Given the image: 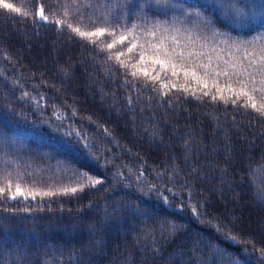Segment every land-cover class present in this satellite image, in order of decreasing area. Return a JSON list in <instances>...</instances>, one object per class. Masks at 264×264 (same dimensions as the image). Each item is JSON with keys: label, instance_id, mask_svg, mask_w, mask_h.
Segmentation results:
<instances>
[{"label": "trees", "instance_id": "trees-1", "mask_svg": "<svg viewBox=\"0 0 264 264\" xmlns=\"http://www.w3.org/2000/svg\"><path fill=\"white\" fill-rule=\"evenodd\" d=\"M6 2L21 12L0 9V264H264V117L240 83L264 103L257 0L211 28L185 13L217 17L214 0ZM84 171L102 182L65 192Z\"/></svg>", "mask_w": 264, "mask_h": 264}, {"label": "snow or ice", "instance_id": "snow-or-ice-1", "mask_svg": "<svg viewBox=\"0 0 264 264\" xmlns=\"http://www.w3.org/2000/svg\"><path fill=\"white\" fill-rule=\"evenodd\" d=\"M181 2L183 3L184 0H181ZM73 3H75V0H73ZM125 7H128V6L126 5ZM136 7H137L136 3H132L131 6L128 7V16L129 17L131 16V9L136 8ZM202 7L203 6L194 5V4L188 5V8L190 9V11L186 12L185 14L188 16L196 15L197 18L202 19V22L205 23V25L210 27V28L215 27L217 24H220L222 27H228L229 24L233 22V20L231 18L243 17V15H244L243 12H241L239 9L236 8L235 0H214L213 7H215L217 9V11L220 13V15L217 17H211L209 15H206L205 12L201 11ZM245 7H247V5H245ZM253 7L259 8L261 10V13L264 14V0H257V2L253 5ZM0 9L7 10L9 13L19 14L21 12V9L19 7H15L13 5V3L6 2V0H0ZM225 9H227V11H225ZM65 14L67 15V9L65 10ZM36 16L41 20L48 21V16L45 15L43 7H41L37 11ZM55 23L57 24V26H60L62 21L57 20V21H55ZM67 27L70 28L72 30V32L78 34L81 38H83V37H89V38L97 37V38H99V37H104V36H111V37L116 36V31L114 28L112 31H109L108 28H106V27H99V28H96L95 31L84 32V31H81L79 27H73L71 23H68ZM222 35H227V34L222 33ZM261 35H264V34H261ZM91 42L96 43L95 40H92ZM126 42H128V37L126 35H121L119 37V43L126 45V49H127L128 53H133V49L136 47V45L130 44V42L129 43H126ZM116 43H117V41L115 39H113V42L107 43L106 48L108 50H112L115 47ZM103 50L104 49L101 48V51H103ZM123 55H124L123 51L117 52V53H115V59H116L117 63L119 64V66L128 69L129 65L120 59V57ZM112 58H113V56L110 54L108 59L111 60ZM140 59L141 60L144 59L143 53H140ZM156 63H161V61L157 60ZM253 64H255V61H253ZM127 74L132 75L136 79H139V77L137 76V73L135 71H130ZM261 74L264 75V70H262ZM144 76L148 77V73L144 72ZM250 82L253 85V87L251 88V91L253 93H256V92L264 93V79H262L260 81V86H258V87L256 86V79L254 76L251 78ZM240 83L242 85V95L247 96L248 100L252 101V103L250 105L251 108L253 110H255L256 112H258L261 115V117H264V103L257 106V103L255 102V97L252 95H249V92L247 91V89L249 88V84L244 83L243 81H241ZM207 94L208 93H205V95H207ZM216 98L217 97H213V99H216ZM237 99H239V97H237ZM261 99L264 100V95L261 96ZM233 103H235V101H233ZM76 143L78 144L79 140H77ZM89 147H90L89 144H84L82 150L86 151ZM77 176H78V179L83 180L85 177H88V173H87V171L79 172L77 174ZM88 179H89V185L81 184L79 189H77V188L65 189V192L70 191V192L74 193L78 190L82 191L84 189V187H86V186L94 187V186H96L102 182L99 179H92L90 177H88ZM2 192H4V189L0 188V193H2ZM37 194H39V193H37ZM16 195L17 196L24 195V193L21 191L19 186H17ZM44 195H50V193H44ZM9 198L15 199L16 196H11ZM262 255H264V253H262Z\"/></svg>", "mask_w": 264, "mask_h": 264}]
</instances>
